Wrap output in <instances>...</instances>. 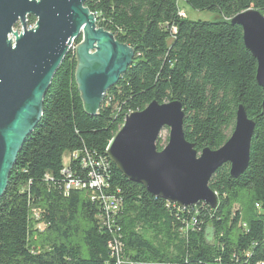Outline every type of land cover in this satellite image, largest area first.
<instances>
[{
	"label": "trees",
	"instance_id": "16d2710c",
	"mask_svg": "<svg viewBox=\"0 0 264 264\" xmlns=\"http://www.w3.org/2000/svg\"><path fill=\"white\" fill-rule=\"evenodd\" d=\"M178 1L84 0L96 25L133 57L95 113L83 107L75 48L63 57L0 196V264H264L263 90L242 29L230 23L246 9L264 14V0H183L219 15L209 21L188 19ZM153 100L181 103L183 134L197 152L225 143L239 105L254 120L247 168L232 177L224 163L209 181L215 208L155 197L108 159L125 117ZM90 172L98 188H65L89 183Z\"/></svg>",
	"mask_w": 264,
	"mask_h": 264
},
{
	"label": "water",
	"instance_id": "95a60500",
	"mask_svg": "<svg viewBox=\"0 0 264 264\" xmlns=\"http://www.w3.org/2000/svg\"><path fill=\"white\" fill-rule=\"evenodd\" d=\"M28 15L36 19L31 28L26 27ZM18 22L20 33L13 30ZM230 23L241 27L244 46L256 60L255 80L263 90L264 111V14L246 9ZM79 35L74 77L85 111L95 113L106 89L132 60V48L98 27L84 0H0V196L17 152L41 117L44 93ZM183 118L180 102L153 100L125 117L105 153L125 178L153 196L181 208L201 202L215 208L218 198L209 181L224 163L232 177L244 172L255 122L239 105L225 143L197 152L184 137ZM163 128L168 138L158 150Z\"/></svg>",
	"mask_w": 264,
	"mask_h": 264
},
{
	"label": "rangeland",
	"instance_id": "374dc122",
	"mask_svg": "<svg viewBox=\"0 0 264 264\" xmlns=\"http://www.w3.org/2000/svg\"><path fill=\"white\" fill-rule=\"evenodd\" d=\"M178 7L181 9L180 13L182 15L184 14L185 17H187L188 19H191V20H206V21H209V20H217V19H219V15L216 12L195 10V9L191 8L190 6H188L183 0H179L178 1ZM32 26H29L27 21H26V27L27 28H31ZM13 30L16 33H20L22 31V27H21L19 22L14 25ZM10 38L12 40L14 39L13 36H11ZM74 46L75 45L73 44L71 47L76 49V47L78 45L75 46V47ZM71 47L69 49H71ZM167 138H168V129L167 128H163L161 130V132H160V135H159V144L162 147L166 144ZM69 157H70L69 151L64 152V154L62 156V163L64 165H66L69 162ZM38 227L42 228L43 224H39Z\"/></svg>",
	"mask_w": 264,
	"mask_h": 264
},
{
	"label": "built area",
	"instance_id": "2783aa9c",
	"mask_svg": "<svg viewBox=\"0 0 264 264\" xmlns=\"http://www.w3.org/2000/svg\"><path fill=\"white\" fill-rule=\"evenodd\" d=\"M89 160H91V159H89ZM84 166H92V161H87V162H85L84 163ZM91 173V172H90ZM93 173H91V175H92ZM101 181L99 180V179H94V177H93V175H92V179L89 181V183H82V184H79L77 181L75 182V181H72V182H70L69 184H66L65 185V188H67V189H70V188H84V187H87V188H90V189H92V190H94L95 188H98L100 185H101ZM98 199V198H102L101 196H97V195H95V194H91V199L92 200H94V199ZM109 208H111L112 210L113 209H115L116 207H115V205H113V204H109V206H108Z\"/></svg>",
	"mask_w": 264,
	"mask_h": 264
}]
</instances>
